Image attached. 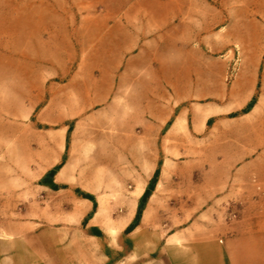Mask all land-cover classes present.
I'll return each mask as SVG.
<instances>
[{
  "label": "rangeland",
  "instance_id": "rangeland-1",
  "mask_svg": "<svg viewBox=\"0 0 264 264\" xmlns=\"http://www.w3.org/2000/svg\"><path fill=\"white\" fill-rule=\"evenodd\" d=\"M261 6L264 0H0V264H200L199 251L185 242V227L191 225L189 237L207 232L210 219L187 213L210 210L225 219L240 213L237 203H190V191L195 194L207 173L193 160L208 156L209 133L194 138L205 146L202 155L161 154L162 184L154 186L159 158L151 152L152 124L141 122L150 115L133 112L138 99L129 97L130 126L123 139L110 136L123 125L120 96L108 121L97 119L106 117L102 112L80 117L74 127L76 81L68 79L76 65L96 57L105 64L101 22L120 8L135 17L131 28L137 32L188 43L193 67L198 53L208 56L212 72L218 71V59L232 61L220 75L226 85L235 71L230 56L241 52L244 35L257 34L250 21L264 19ZM164 16L168 25H150ZM202 16L207 27L185 24ZM219 103L217 98L180 103L175 130H181V121L184 129L185 123L197 129L204 121V129L215 131L217 121L230 115ZM67 137L76 140V213L73 202L61 200L65 196L41 188L36 171L40 152L55 153ZM177 142L183 145V139ZM120 145L126 152L115 151ZM153 164L154 174L141 185ZM136 183L142 186L138 197Z\"/></svg>",
  "mask_w": 264,
  "mask_h": 264
},
{
  "label": "crops",
  "instance_id": "crops-1",
  "mask_svg": "<svg viewBox=\"0 0 264 264\" xmlns=\"http://www.w3.org/2000/svg\"><path fill=\"white\" fill-rule=\"evenodd\" d=\"M133 18L120 8L107 14L101 22L106 27L105 33L98 35L106 46L102 51L105 64L96 57L93 64L76 65V73L68 79V82L76 81L73 126H77L80 117L88 119L94 114L98 117L102 112L106 117L97 119L108 121L118 104L115 97L120 96L121 113L125 114L121 118L123 125L116 127L110 136L123 139L130 126L129 97H136L137 107L133 112L148 113L151 118L143 116L141 122L151 123L154 131L151 152L158 155L160 165L154 186L162 184L159 177L161 154L202 155L205 146L198 145L194 138L209 133L208 138L212 140L208 142V156H199V160L196 156L193 158L194 166L207 173L195 184L200 186L195 194L194 190L190 191V203H237L240 213L227 219L210 210L187 213L192 218L207 216L210 229L189 237L191 225H187L185 242L191 244V249L199 251L200 264H264V19L250 21L256 25L257 34L244 35L240 39L241 52L235 57L230 56L234 58V75L222 85L220 75L232 61H226L225 56L218 59V71L212 72L208 56L198 53L197 66L193 67L192 47L188 43H177L161 33L149 36L139 33L131 28L137 24ZM169 20L167 16L160 17L150 25L161 27L168 25ZM185 24L207 27L208 18L202 16L195 22L187 19ZM190 98H217L220 100L218 108L230 115L217 121L215 131L204 129V121L197 129H189L186 123L184 129L181 121V130L176 131L175 108ZM146 99L151 102V107ZM163 139L166 144H162ZM178 139H183V145L177 142ZM72 140L67 137L66 143L55 153L42 150L36 171L41 188L65 196L61 200L73 202L76 213V140ZM115 151L126 152L123 145L116 146ZM155 166L148 169L141 185L148 183ZM123 183L128 184V181ZM141 191L142 186L137 197ZM133 206L134 202L129 206V214ZM89 207L85 202L84 210Z\"/></svg>",
  "mask_w": 264,
  "mask_h": 264
}]
</instances>
